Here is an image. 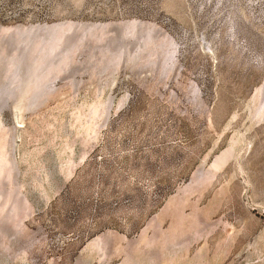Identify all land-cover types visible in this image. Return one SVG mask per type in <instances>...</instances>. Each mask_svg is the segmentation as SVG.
<instances>
[{"label":"rangeland","instance_id":"1","mask_svg":"<svg viewBox=\"0 0 264 264\" xmlns=\"http://www.w3.org/2000/svg\"><path fill=\"white\" fill-rule=\"evenodd\" d=\"M0 264H264V0H0Z\"/></svg>","mask_w":264,"mask_h":264},{"label":"bare ground","instance_id":"2","mask_svg":"<svg viewBox=\"0 0 264 264\" xmlns=\"http://www.w3.org/2000/svg\"><path fill=\"white\" fill-rule=\"evenodd\" d=\"M209 50H211V48L209 47ZM222 156H224V155H222Z\"/></svg>","mask_w":264,"mask_h":264}]
</instances>
